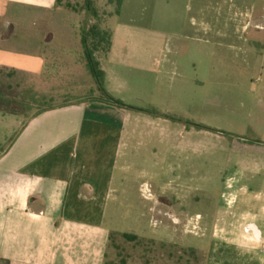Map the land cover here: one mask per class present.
Masks as SVG:
<instances>
[{
    "label": "rangeland",
    "instance_id": "1",
    "mask_svg": "<svg viewBox=\"0 0 264 264\" xmlns=\"http://www.w3.org/2000/svg\"><path fill=\"white\" fill-rule=\"evenodd\" d=\"M6 10V20L22 25L13 35L18 43L48 27L67 59L43 81L0 68V89L29 106L21 117L0 115V182L11 181L19 166L14 151L25 118L100 96L80 41L84 30L98 26L115 32L109 60L96 54L119 79L113 96L157 115L171 112L170 125L157 128L173 132L176 146L171 165L161 156L152 166L144 152L108 199L111 234L142 242L113 236L106 263L264 264V43L253 39L264 35V27H255L264 24V0H124L119 14L109 0H60L48 11L51 27L18 3ZM34 21L43 24L32 27ZM65 36L67 43L58 42ZM73 61L80 68L70 76ZM137 126L156 130L146 121ZM237 136L259 143H239ZM125 175L114 172V181ZM240 205L249 209L238 211Z\"/></svg>",
    "mask_w": 264,
    "mask_h": 264
},
{
    "label": "crops",
    "instance_id": "2",
    "mask_svg": "<svg viewBox=\"0 0 264 264\" xmlns=\"http://www.w3.org/2000/svg\"><path fill=\"white\" fill-rule=\"evenodd\" d=\"M14 3L28 14L44 16L43 27H51L47 15L57 0H0V68H18L41 81L57 76L59 61L67 59L65 50L53 46L55 37L48 27L26 44L18 43L13 35L22 25L5 16ZM31 24L38 28L43 23ZM57 40L67 43L69 38ZM114 43L115 32L108 57ZM71 66L70 76L78 73L80 64L73 61ZM103 69L105 88L114 97L119 79L109 63ZM170 115L81 98L23 119L18 137L22 142L14 151L19 166L11 181L0 182V264H105L112 233L105 224L107 201L119 194L144 152L151 155L152 166H159L161 156L162 163L171 165L168 157L176 151L175 134L157 128L168 127ZM144 121L155 124L157 131L138 130L137 124ZM117 171L126 174L118 182L113 178Z\"/></svg>",
    "mask_w": 264,
    "mask_h": 264
},
{
    "label": "trees",
    "instance_id": "3",
    "mask_svg": "<svg viewBox=\"0 0 264 264\" xmlns=\"http://www.w3.org/2000/svg\"><path fill=\"white\" fill-rule=\"evenodd\" d=\"M59 2L60 0H57V3ZM109 4L113 5L116 9V14H119L123 5V0H109ZM90 6L91 5H89V11H90ZM93 14L94 16H97V13L95 11H93ZM112 40H113V32L112 31L108 32L106 30L100 29L98 26H92L87 30H84L82 34V45L87 62V68L90 74L92 75L93 79L95 80L98 91L100 93V96L97 98V101L118 108H123L137 112L150 113V111L148 110L137 109L126 105L122 101L112 97L106 90L105 88L106 73L103 67L101 66V63L97 58L96 54L103 53L107 58L111 51ZM3 70L4 69H0V75L4 74ZM15 73H16L15 71H12V74ZM27 108H29V106L25 103V101L15 97H11L8 93L0 89V114L21 116L25 114L24 110H26ZM51 108L52 107L40 110L38 113L44 112ZM151 114L157 115V113L154 111H152ZM118 234L120 233L111 234L109 241L112 240L113 236H116ZM120 235L124 240L128 242H138V244L142 242V239L134 234H120ZM192 252L194 251L192 250ZM105 264H109V263H105Z\"/></svg>",
    "mask_w": 264,
    "mask_h": 264
},
{
    "label": "flooded vegetation",
    "instance_id": "4",
    "mask_svg": "<svg viewBox=\"0 0 264 264\" xmlns=\"http://www.w3.org/2000/svg\"><path fill=\"white\" fill-rule=\"evenodd\" d=\"M262 31H264V30H262ZM263 34H264V32H263ZM255 38H258L260 41L258 42L259 44H261V43H264V35L263 36H258V37H253V39H255ZM256 43H254L253 44V46L255 45ZM235 139H237L238 140V142L239 143H244V144H250V143H259V142H257V141H252V140H250V139H248V138H245V137H242V136H237V137H235ZM237 171V170H236ZM223 198H225L224 197V194H223ZM245 209H249V207H247V205H240L239 207H238V211H243V210H245ZM248 229L249 230H252L254 233H255V230L257 231V233H258V235H259V228H258V226H255V225H252V226H249L248 227ZM261 233V232H260ZM256 234V233H255Z\"/></svg>",
    "mask_w": 264,
    "mask_h": 264
},
{
    "label": "water",
    "instance_id": "5",
    "mask_svg": "<svg viewBox=\"0 0 264 264\" xmlns=\"http://www.w3.org/2000/svg\"><path fill=\"white\" fill-rule=\"evenodd\" d=\"M255 233H256V235L258 236V233H257V231L255 230Z\"/></svg>",
    "mask_w": 264,
    "mask_h": 264
}]
</instances>
